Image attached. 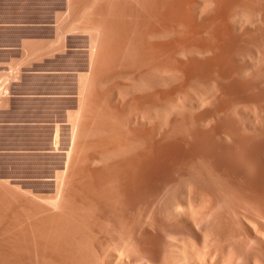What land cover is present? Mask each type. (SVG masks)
<instances>
[{"label": "rangeland", "instance_id": "obj_1", "mask_svg": "<svg viewBox=\"0 0 264 264\" xmlns=\"http://www.w3.org/2000/svg\"><path fill=\"white\" fill-rule=\"evenodd\" d=\"M169 1L0 0V264H82L85 249L112 264L122 238L140 264L163 251L145 221L183 176L208 177L217 203L214 181L240 201L264 189V0H194V23Z\"/></svg>", "mask_w": 264, "mask_h": 264}, {"label": "bare ground", "instance_id": "obj_2", "mask_svg": "<svg viewBox=\"0 0 264 264\" xmlns=\"http://www.w3.org/2000/svg\"><path fill=\"white\" fill-rule=\"evenodd\" d=\"M84 1V0H82ZM169 1V0H168ZM219 1V0H218ZM224 3H228L229 1L231 2V0H222ZM221 1V2H222ZM233 1V0H232ZM262 1V0H261ZM81 2V1H80ZM165 2V1H164ZM220 2V1H219ZM220 2V3H221ZM222 2V3H223ZM242 2V1H241ZM247 2V1H246ZM251 2V1H250ZM257 2V1H256ZM260 3V0L258 1ZM79 3V2H78ZM213 3V2H212ZM264 2H262L263 4ZM91 4V3H90ZM168 4V3H167ZM237 4V3H234ZM242 4V3H241ZM245 4V3H244ZM243 4V5H244ZM255 4V3H254ZM89 5V4H88ZM172 8V11L175 12L176 17L179 19V17L183 16V14L185 12H189L186 16L188 17V19H192L193 23L196 22V17H198V15H196L198 12H201V9L196 5L194 0H170L169 4ZM221 5V4H220ZM223 5V4H222ZM233 6V4H231ZM229 5V7L231 6ZM247 4H245L246 6ZM91 6V5H90ZM167 6V5H166ZM226 6V5H225ZM231 6V8H232ZM235 6V5H234ZM238 6V4H237ZM240 6V5H239ZM85 7V4H84ZM224 7V5H223ZM222 7V8H223ZM227 7V6H226ZM243 7V6H241ZM253 7V6H251ZM264 7V5H263ZM89 8V7H88ZM92 8V7H91ZM221 8V6H220ZM236 8V6H235ZM238 8V7H237ZM240 8V7H239ZM238 8V9H239ZM250 8V7H249ZM169 9V8H168ZM225 9V8H224ZM227 9V8H226ZM229 9V8H228ZM244 9V8H242ZM248 9V8H247ZM253 9V8H252ZM88 10V9H87ZM220 10V9H219ZM218 10V11H219ZM240 10V9H239ZM166 11V9H165ZM260 12V10H258ZM263 11V10H262ZM261 11V12H262ZM172 12V13H173ZM179 15H177V13ZM197 12V13H195ZM222 12V10L220 11ZM224 12V11H223ZM227 12V10H226ZM231 12V10H230ZM236 12V11H235ZM238 12V10H237ZM183 13V14H182ZM264 13V11H263ZM174 16V15H173ZM179 16V17H178ZM190 16V17H189ZM175 17V16H174ZM185 17V16H184ZM182 18V17H181ZM180 18V19H181ZM184 19V18H183ZM187 19V18H186ZM198 19V18H197ZM239 19V18H238ZM196 20V21H195ZM190 21V20H189ZM240 21V20H237ZM243 21V20H242ZM250 21V20H249ZM259 21H261L260 23H263L262 21H264V18H262V20L260 19ZM192 23V25H194ZM238 23V22H237ZM247 23V22H246ZM245 23V24H246ZM251 23V22H250ZM254 23V22H253ZM257 23V22H256ZM239 24V23H238ZM241 24V22H240ZM248 24V23H247ZM242 25H244V23L242 22ZM250 25V24H249ZM253 25L256 26V24L254 23ZM254 26V27H255ZM196 27V26H195ZM194 27V29H195ZM198 27V25H197ZM256 32V30H253ZM195 32V31H194ZM251 32V31H250ZM258 32V31H257ZM94 39V38H93ZM92 41V40H91ZM97 42V41H96ZM95 46V45H94ZM35 52V51H34ZM33 52V53H34ZM32 53V54H33ZM5 75V74H4ZM15 76V75H14ZM1 77V75H0ZM11 80V79H10ZM23 81V80H22ZM20 84V83H19ZM17 92V91H16ZM5 93V92H4ZM7 93V92H6ZM5 93V94H6ZM20 93V92H19ZM3 96V95H2ZM8 96V95H7ZM26 96V95H25ZM4 97V96H3ZM14 97V96H13ZM23 97V96H22ZM42 97V96H41ZM80 97V96H79ZM2 98V97H1ZM7 99V97H6ZM23 99V98H22ZM32 100V99H31ZM5 102V101H4ZM6 104V103H5ZM81 106V105H80ZM80 109V108H79ZM79 112V111H78ZM12 113V112H11ZM13 114V113H12ZM78 114V113H77ZM36 116V115H35ZM79 116V115H77ZM76 116V117H77ZM1 117V116H0ZM4 117V116H3ZM6 117V116H5ZM10 117V116H9ZM31 117V116H30ZM76 119V118H75ZM79 119V118H78ZM23 120V119H22ZM8 121V120H7ZM26 121V120H25ZM79 120H77L78 123ZM16 122V121H15ZM20 123V122H19ZM24 123V122H23ZM15 124V123H14ZM2 125V124H1ZM31 125V124H30ZM8 126V125H7ZM13 126V125H12ZM21 126V125H20ZM74 127V125H73ZM58 128V127H57ZM15 129V128H14ZM18 130V129H17ZM22 130V129H21ZM29 130V129H28ZM57 130V129H56ZM104 130V129H103ZM108 129H106L107 132ZM144 130V129H143ZM20 131V130H19ZM34 131V130H33ZM14 132V131H13ZM105 132V130L103 131ZM108 133V132H107ZM119 134V132H117ZM144 134V132L142 133ZM74 135V133H73ZM121 135V134H120ZM125 135V134H123ZM128 135V134H127ZM133 135V134H131ZM137 135V134H136ZM130 136V135H129ZM135 136V135H134ZM133 136V137H134ZM75 137V136H74ZM138 138V137H136ZM135 138V139H136ZM125 139V138H124ZM128 139V138H127ZM12 140V139H11ZM22 140V139H21ZM76 140V139H75ZM129 140H131L129 138ZM53 141V140H52ZM128 141V140H127ZM131 142V141H130ZM7 143V142H6ZM16 143V142H15ZM73 144V143H71ZM30 145V144H29ZM77 145V144H76ZM75 146V145H74ZM173 146V145H172ZM3 147V146H2ZM17 147V146H15ZM19 147V146H18ZM35 147V146H34ZM76 147V146H75ZM171 147V146H169ZM176 147V146H175ZM23 148V147H22ZM36 148V147H35ZM172 148V147H171ZM8 149V148H7ZM46 149V148H45ZM124 149V148H123ZM122 149V150H123ZM121 150V149H120ZM121 150V152H122ZM176 150V149H175ZM34 151V150H33ZM125 151V149L123 150ZM71 152V151H70ZM119 152V151H118ZM2 153V152H1ZM11 153V152H10ZM37 153V152H36ZM54 153V152H53ZM120 153V152H119ZM5 154V153H4ZM22 154V153H21ZM24 154V153H23ZM34 155V154H33ZM12 156V155H11ZM17 156V155H16ZM21 156V155H20ZM23 157V156H21ZM40 157V156H39ZM43 157V156H42ZM29 158V157H28ZM35 159V158H34ZM253 159V158H252ZM14 160V158H13ZM250 160V159H249ZM6 161V160H5ZM125 161V160H124ZM127 161V160H126ZM251 161V160H250ZM17 162V161H16ZM121 162V161H120ZM119 162V163H120ZM129 162V161H128ZM254 162H256L254 160ZM23 163V162H22ZM37 163V162H36ZM118 163V162H117ZM124 163V162H123ZM257 163V162H256ZM255 163V164H256ZM1 164V163H0ZM12 164V163H11ZM128 164V163H127ZM149 164V163H148ZM264 164V163H263ZM22 165V164H21ZM66 165V164H65ZM258 165V164H256ZM12 166V165H11ZM10 166V167H11ZM120 166V164H119ZM126 166V164H125ZM134 166V165H133ZM150 166V164H149ZM67 167V166H66ZM116 167V166H115ZM141 167V166H140ZM148 167V165L146 166V168ZM151 167V166H150ZM148 167V170H150ZM8 168V167H7ZM111 168V167H110ZM109 169V167H108ZM118 169V168H117ZM122 169V168H121ZM14 170V169H13ZM105 170V169H104ZM110 170V169H109ZM147 170V169H146ZM144 170V171H146ZM39 171V170H38ZM112 171V170H110ZM124 171V170H123ZM135 171V170H134ZM131 171V172H134ZM115 172V171H114ZM117 172V171H116ZM121 172V171H120ZM139 172V171H137ZM136 172V173H137ZM148 172V171H147ZM106 173V172H105ZM104 173V174H105ZM119 173V171H118ZM135 173V172H134ZM22 174V173H21ZM113 174V173H112ZM117 174V173H116ZM132 174V173H131ZM139 174V173H138ZM133 175V174H132ZM137 175V174H136ZM190 175V174H189ZM189 175H187V177H190ZM243 175V174H242ZM262 175V174H261ZM121 176V175H120ZM134 176V175H133ZM139 176V175H138ZM137 176V177H138ZM147 175H144V177ZM194 176V175H193ZM192 176V177H193ZM199 178L204 177V180L207 183V178H205V176H200L196 175ZM234 176V175H233ZM233 176L231 175L230 178L228 179H232ZM239 176V175H238ZM117 177V176H116ZM227 177V176H226ZM261 177V176H260ZM262 177L264 178V176L262 175ZM111 178V177H110ZM139 178H141L139 176ZM138 178V180H139ZM143 178V177H142ZM237 180H239V182L237 183V185H240L239 187L242 189L243 186L241 183H243V181H246L247 179H245V175L243 176H239L237 177L235 175L234 177ZM247 178V177H246ZM117 179V178H116ZM196 179V180H198ZM224 179V178H223ZM234 179V180H235ZM245 179V180H244ZM105 180V179H104ZM108 180V179H107ZM118 180V179H117ZM120 180V179H119ZM142 179H140L141 182ZM180 180V179H179ZM182 189L181 190H176V191H168L167 195H165L166 197H163L161 200L163 201V203L160 204V206L158 205V207L156 208V214L151 216L148 215V218H146V223L149 225V227H151L153 229V240L155 242H157L158 244H163V248H162V253L155 257V258H149V259H144L145 261L140 263V264H264V189H256L255 192H258L259 194L255 197V199H251L249 198V201L251 202L252 200V204L249 201H246V197L243 196L242 199H245L246 202H248L247 204L245 203V201L243 200V205H242V199L241 201L239 200L241 198V195L239 197V194H233L235 193L236 190H234V192H230V191H226L227 190V186L224 187L226 188L223 189L222 188V184L221 186L219 185V182L214 181L213 180L211 183H213L214 189L217 190L214 191L218 194L219 199L222 201L223 199V203L224 201H226L230 206H226L227 204H223L222 208H219L220 205L222 203L219 202V199L217 200L219 203L215 202L214 199H212L213 196H210L208 194V192L206 190H204V188H202V184L205 183L203 182L202 184L200 183V181L196 184L200 185V188H196V184L192 185V179L190 178H186L185 176L182 177ZM203 180V178H201V181ZM203 180V181H204ZM211 180V178H210ZM227 180V179H226ZM63 181V180H62ZM61 181V183H62ZM116 181V180H114ZM113 181V182H114ZM121 181V180H120ZM134 180H132L133 182ZM144 181V180H143ZM233 181V179H232ZM235 181V182H236ZM261 181V179H260ZM125 182V181H124ZM131 182V183H132ZM139 182V183H140ZM209 182V179H208ZM231 182V181H229ZM259 182V180L257 181ZM264 182V181H263ZM60 183V184H61ZM181 183V182H180ZM205 183V185H206ZM210 183V182H209ZM207 183V185L209 184ZM240 183V184H239ZM249 183V182H248ZM256 183V182H255ZM262 183V182H261ZM120 184V183H119ZM126 184V183H124ZM135 184V183H134ZM138 184V183H137ZM236 184V183H235ZM246 184V183H245ZM264 184V183H263ZM104 185V184H103ZM141 185V184H140ZM204 185V184H203ZM231 185V184H230ZM144 186V185H143ZM180 186V184H179ZM178 186V187H179ZM209 186V185H208ZM242 186V187H241ZM249 186V185H248ZM255 186V185H253ZM261 186V185H260ZM137 187V185H136ZM141 187V186H140ZM195 187V188H194ZM211 188L213 186H210ZM216 187V188H215ZM231 187V186H230ZM252 187V186H251ZM256 187V186H255ZM255 187H253L252 189H255ZM264 187V186H262ZM124 188V187H123ZM142 188V187H141ZM245 188V187H244ZM258 188V186L256 187ZM0 189H2L0 187ZM5 189V187H4ZM3 189V190H4ZM113 189V188H112ZM139 189V186H138ZM205 189L206 188L205 186ZM239 189V188H238ZM237 189V190H238ZM117 190V189H116ZM133 190V189H131ZM174 190V189H173ZM231 190V188L229 189ZM233 190V189H232ZM231 190V191H232ZM244 190V189H243ZM7 191V190H6ZM139 191V190H138ZM242 190L239 189V192H241ZM246 191V190H245ZM5 192V190H4ZM10 192V191H9ZM141 192V191H140ZM171 192V193H170ZM210 192H212V190H210ZM221 195H219V193ZM237 192V193H239ZM247 192V191H246ZM252 192V191H251ZM261 192V193H260ZM3 193V191H2ZM11 193V192H10ZM125 193V192H124ZM132 193V192H131ZM253 193V192H252ZM4 195H10L7 192L3 193ZM140 194V193H139ZM211 194V193H210ZM214 194V193H212ZM211 194V195H212ZM3 195V196H4ZM13 195V194H12ZM128 195V193H127ZM135 195V194H134ZM216 197V194H214ZM252 195V194H251ZM256 195V194H254ZM2 198L4 199L5 196ZM129 196V195H128ZM218 196L216 198H218ZM238 197V198H237ZM253 197V196H252ZM8 198V197H7ZM6 198V199H7ZM134 198V197H133ZM1 199V198H0ZM12 199V198H11ZM14 199V198H13ZM18 199V198H17ZM30 199V198H29ZM33 199V198H32ZM225 199V200H224ZM248 199V198H247ZM10 200V199H9ZM20 200V199H19ZM25 200V199H24ZM14 201V200H11ZM28 201V200H27ZM26 201V202H27ZM34 201V200H33ZM6 201L4 200V203ZM21 202V201H20ZM240 202V203H239ZM3 203V201H1V204ZM11 203V202H10ZM16 203V202H15ZM31 203V201H30ZM248 205L247 207L245 206V204ZM7 204V203H6ZM5 204V205H6ZM18 204V203H17ZM24 204V203H23ZM28 204V203H27ZM26 204V206H27ZM3 206H5L4 204H2ZM15 205V204H14ZM20 205V204H18ZM52 205V204H50ZM3 206L1 207V209H3ZM9 207V205L7 204L6 207ZM12 206V203L11 205ZM25 206V207H26ZM29 206V205H28ZM49 206V205H48ZM53 206V205H52ZM222 206V205H221ZM225 206V207H224ZM18 207V206H17ZM23 207V206H22ZM24 207V209H25ZM34 207V206H33ZM228 207L227 209H229L227 211V218H225V222H227L226 224L228 226H224L227 227V229L222 228L223 226H221V213H222V209L225 210V208ZM21 208V207H20ZM28 208V207H27ZM0 209V210H1ZM13 208H11L12 210ZM32 209V207L30 208ZM221 209V210H220ZM7 210V209H6ZM5 210V211H6ZM9 210V208H8ZM22 210V209H20ZM33 210V209H32ZM38 210V209H37ZM223 210V214L226 213ZM4 211V212H5ZM25 211V210H24ZM35 211V210H33ZM43 211V210H42ZM3 212V213H4ZM19 212V211H18ZM21 212V211H20ZM28 212V210H27ZM31 212V211H30ZM37 212V211H36ZM47 212V210H46ZM49 212V211H48ZM47 212V213H48ZM7 212H5L4 214H6ZM29 213V212H28ZM27 213V214H28ZM34 213V212H33ZM42 213V212H40ZM44 213V212H43ZM22 214V213H21ZM24 214V213H23ZM26 214V212H25ZM30 214V213H29ZM11 215V214H9ZM19 215V214H18ZM16 214V216H18ZM35 215V214H34ZM33 215V216H34ZM41 215V214H39ZM38 215V216H39ZM49 215V214H48ZM51 215V214H50ZM2 216V215H0ZM22 216V215H21ZM27 216H32L27 215ZM3 217V216H2ZM7 217V216H5ZM14 217V216H13ZM23 217V216H22ZM48 220H50L49 216ZM53 217V216H52ZM17 220L19 218L16 217ZM34 218V217H32ZM15 219V218H14ZM21 219V218H20ZM24 219V218H23ZM26 219H30V217L26 218ZM37 219V218H36ZM46 218H44L45 220ZM10 220V219H9ZM16 220V219H15ZM22 220V219H21ZM38 220V219H37ZM47 220V221H48ZM7 221V220H6ZM11 221V220H10ZM41 221V219L39 220ZM43 221V220H42ZM46 221V222H47ZM54 221V220H53ZM3 222V221H1ZM13 222V221H12ZM31 222V221H30ZM33 222V221H32ZM36 223V221H34ZM55 222V221H54ZM9 223V222H8ZM16 223L18 224V222L16 221ZM15 223V224H16ZM23 223V222H22ZM39 223V222H38ZM44 223V222H43ZM50 223V222H49ZM51 223H53L51 221ZM3 224V223H2ZM1 224V225H2ZM6 224V223H5ZM12 224V223H11ZM26 224V223H25ZM28 224V223H27ZM34 224V223H33ZM31 224V225H33ZM41 224V223H40ZM55 224V223H53ZM224 224V223H223ZM22 225V224H21ZM30 225V224H29ZM29 225H27L25 228L29 229L28 227H30ZM47 225V224H46ZM6 226V225H5ZM11 226V225H8ZM15 226V225H13ZM19 226V225H16ZM34 226V225H33ZM37 223H36V227H37ZM49 226V225H48ZM54 226V225H53ZM3 227V226H1ZM12 227V226H11ZM24 227V226H23ZM35 227V226H34ZM35 227V229H36ZM41 227V226H40ZM50 227V226H49ZM49 227H46L48 229H51ZM17 228V227H16ZM24 228V230H26ZM45 228V229H46ZM5 229V228H4ZM15 229V228H14ZM21 229V228H20ZM31 229V228H30ZM34 229V228H33ZM38 229V228H37ZM40 229V228H39ZM9 230V229H7ZM42 230V229H41ZM52 230V229H51ZM2 231V230H1ZM18 231V230H17ZM16 231V232H17ZM22 231V230H19ZM18 231V232H19ZM29 231V230H26ZM32 231V229H31ZM36 231V230H35ZM50 231V230H49ZM49 231H45L46 233L48 232V235L50 234ZM7 232V231H6ZM9 232V231H8ZM7 232V233H8ZM38 232V231H37ZM42 232V231H41ZM44 232V231H43ZM148 232V231H147ZM3 233V232H1ZM24 233V232H22ZM22 233H20V235H22ZM29 234V232H27ZM33 233V232H32ZM40 233V231H39ZM5 235V234H4ZM10 235V234H8ZM24 235V234H23ZM22 235V236H23ZM26 235V233H25ZM24 235V236H25ZM39 235V234H38ZM44 235L47 237V235L44 233ZM16 237H18L17 235H15ZM14 236V237H15ZM23 236V237H24ZM29 236V235H28ZM36 236V234H35ZM41 237H43V235H40ZM44 236V237H45ZM20 237V236H19ZM33 237V236H32ZM38 236H36L37 238ZM40 237V238H41ZM49 237V236H48ZM2 238V237H1ZM11 238V237H9ZM34 238V237H33ZM25 239V237H24ZM5 240V239H4ZM21 240H23L21 238ZM31 240V239H30ZM49 240V239H48ZM45 238V241H48ZM11 241V240H10ZM13 241H16V239L14 238ZM27 241V240H25ZM36 241V240H35ZM42 241V239H41ZM39 240V242H41ZM39 242H36L39 244ZM2 243V241L0 242ZM5 243V242H4ZM13 243V242H12ZM22 243V242H20ZM27 243V242H26ZM11 244V243H10ZM9 244V245H10ZM44 244V243H43ZM157 244V245H158ZM7 245V244H5ZM13 245V244H12ZM10 245V246H12ZM24 245V243H23ZM22 245V246H23ZM34 245V244H32ZM4 246V244L2 245ZM14 247L17 248V244L16 246L13 245ZM44 246V245H43ZM6 247V246H5ZM4 247V248H5ZM8 247V246H7ZM13 247V248H14ZM35 248H37L36 246H34ZM46 247V246H45ZM19 248V247H18ZM34 248V249H35ZM43 248V247H42ZM41 248V249H42ZM1 249V248H0ZM9 249V248H8ZM15 249V248H14ZM26 249V247H25ZM39 248H37L36 251H38ZM6 250V249H5ZM12 250V249H11ZM17 250V249H16ZM15 250V251H16ZM19 250V249H18ZM24 250V249H22ZM21 250V251H22ZM30 250V248H29ZM31 250H33L31 248ZM46 250V249H45ZM14 251V250H12ZM25 252V251H23ZM27 252V251H26ZM44 252V249H43ZM136 252V245L132 244L130 241H128L127 239L122 238L119 242L115 243L113 245V247L109 250L108 254L106 255V257L108 258V261L112 264H138V260L134 259L133 255ZM6 253V252H5ZM9 253V252H8ZM13 253V252H12ZM20 253V251H19ZM30 255H33V252L31 254V251L29 252ZM36 253V252H34ZM71 253V252H70ZM7 254V253H6ZM72 254V253H71ZM13 255V254H12ZM16 255V253H15ZM19 255V254H18ZM17 255V256H18ZM21 255V254H20ZM19 255V256H20ZM27 255V254H26ZM7 256V255H6ZM16 256V257H17ZM23 256V255H22ZM73 256V255H72ZM27 255V260L28 259ZM37 257V256H36ZM13 258V257H12ZM18 258V257H17ZM16 258V259H17ZM33 258V257H32ZM30 258V259H32ZM25 259V258H24ZM72 259V258H71ZM70 259V260H71ZM12 260V259H11ZM14 260L11 261V263ZM18 261V260H17ZM24 261V260H23ZM26 262V261H25ZM117 262H121V263H117ZM16 263V262H14ZM34 263V262H33ZM97 264H99V261L96 262ZM13 264V263H12ZM27 264V263H26ZM29 264V262H28ZM36 264V263H35ZM82 264H93V259H92V255L91 253L88 251V249L84 250V256H83V260H82Z\"/></svg>", "mask_w": 264, "mask_h": 264}]
</instances>
